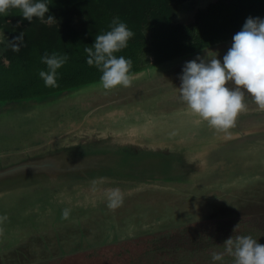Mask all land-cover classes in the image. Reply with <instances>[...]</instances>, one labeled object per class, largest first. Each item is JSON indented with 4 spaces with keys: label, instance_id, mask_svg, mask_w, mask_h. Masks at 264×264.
Returning <instances> with one entry per match:
<instances>
[{
    "label": "rangeland",
    "instance_id": "1",
    "mask_svg": "<svg viewBox=\"0 0 264 264\" xmlns=\"http://www.w3.org/2000/svg\"><path fill=\"white\" fill-rule=\"evenodd\" d=\"M192 12L191 8L186 9L183 12L185 15L178 20L187 19ZM153 66L149 64L145 69ZM180 69L156 82L134 85L137 87L115 96L111 103L122 106L123 103L141 101L148 97H165L167 100L175 97L178 100L179 91L175 90L177 87L173 90V86L165 84L168 77L180 79L182 68ZM180 84L181 82L176 86ZM245 101L247 106L254 104L248 94L245 95ZM145 111L143 109L137 115L140 116ZM255 111L264 115V111H260L256 105L248 114H254ZM91 114L95 115L94 112ZM194 116L192 114V118H198ZM253 122L254 120L250 121V124ZM126 126L127 122L121 120L117 127ZM180 134L187 135L183 130H180ZM257 139H254V145L248 147L236 145L238 141L229 144L232 151L225 155V169L211 176L219 189L222 187L228 189V192L215 196L211 194L214 199H206L205 217L194 219V215L185 217L184 214L177 213L181 205H185L190 211L198 206L197 202H203L197 196V192L203 188L200 186H184L185 189L174 190L167 188L169 191H165L164 186H141L131 188L130 194V190H124V201L118 211L110 209L108 204H104V200L97 201L96 205L92 197L95 191L87 189L82 194L84 196L80 197V209L83 206L86 209H81L77 223L67 229L59 230L55 226L40 231L37 223L31 224L32 227L23 223L21 232L14 230L10 234L12 238L6 241V231L0 230V264H182V260L186 259L195 264H211V250L207 246L212 243L220 244V240L231 236L235 238L250 235L264 244V179L257 177V171L262 170L261 164L264 163V139ZM36 151L32 149L28 152L34 154ZM239 158L243 160H237ZM235 160L240 161V167L233 170ZM260 175H264V172ZM102 190L104 188L100 191ZM194 197L195 201H189ZM3 199L6 197L0 198ZM174 204L176 208L173 207ZM1 209L7 213V217L12 218V213L5 208ZM7 217L4 212L0 213V220ZM18 217L21 219L22 214H18ZM171 217L172 221L166 224V220ZM190 219L192 220L189 221ZM50 224L51 222L46 223Z\"/></svg>",
    "mask_w": 264,
    "mask_h": 264
},
{
    "label": "trees",
    "instance_id": "2",
    "mask_svg": "<svg viewBox=\"0 0 264 264\" xmlns=\"http://www.w3.org/2000/svg\"><path fill=\"white\" fill-rule=\"evenodd\" d=\"M46 2L49 4L47 15H52L56 19L53 24L42 23L37 18H33L30 23L22 18V13L18 9L10 10L8 15H0V29L7 34L0 43V102L47 96L100 81L101 72L95 66L86 63L87 53L84 49L94 44L96 35L110 30L109 26L115 17L125 22L134 33L127 48L115 54L117 57L124 56L132 60L131 73L145 69L149 64L168 62L228 41L242 29L248 17L264 19V0H46ZM189 8L193 10L190 16L185 20H178ZM21 32L23 43L19 51H13L12 40ZM53 52L69 57L57 70L59 86L56 88L46 87L39 77V71L47 70L41 57L45 53L51 55ZM225 54L226 52L220 54L221 58ZM97 96L106 98L112 95ZM107 181L114 182L109 179ZM109 184L111 183H105V192L112 189L108 188ZM115 188L121 189V186ZM197 203L198 206L190 211L185 205H181L180 208L177 207L179 209L177 213L184 214L185 217L194 215V219L205 217V203ZM173 207L176 208L175 204ZM172 219L171 217L166 220V224ZM224 241L220 240V244L212 243L207 246L211 250L209 254L211 264H221L212 260V253L223 252ZM16 250L19 252V248ZM182 261V264H195L188 259ZM223 264H232V258L225 255Z\"/></svg>",
    "mask_w": 264,
    "mask_h": 264
},
{
    "label": "flooded vegetation",
    "instance_id": "3",
    "mask_svg": "<svg viewBox=\"0 0 264 264\" xmlns=\"http://www.w3.org/2000/svg\"><path fill=\"white\" fill-rule=\"evenodd\" d=\"M221 57L222 55H217V58L222 61L223 58ZM210 59L211 58H208L207 60ZM166 76L167 74L162 75L154 81L156 82L161 77ZM166 80L168 82L165 85L168 84L173 86V90L175 89L174 87H177L175 90L179 91V86H176V84L181 82L180 79L177 80L168 77ZM135 87L137 86L121 89L120 91L111 93V95L112 97L114 94H116V96L119 94L121 95L131 91ZM177 98L178 100H176L175 97L167 100L165 97L162 99L148 97L141 101L133 100L135 102L123 103L122 105L129 107H126L128 110L127 115L121 117L122 120L127 122V126L121 128L117 127V122L110 125L107 120H103L106 116L104 112H97L95 115L93 114L89 117L86 129L81 132L76 131L75 133L73 132L70 134L69 137L71 138L68 141L69 144L67 145L68 148L66 154L75 153L79 149L84 150L90 149L91 147L94 149L96 148L97 153L95 154L106 156L107 160H103L98 165H94L93 172H91L92 174L112 172L111 170L116 168V162L111 161L110 157L115 158V155L122 160L129 161V163L132 162L133 166L150 168V170H154L152 168L155 167L152 165L155 164L161 166L164 163H172L173 165L178 166L179 169L185 173L184 175L188 174V169L192 167L201 168L200 165L206 163L210 159L209 162L211 163L207 164L209 170L205 169V172L199 174L204 177L201 179L202 181L198 180L195 184L188 186L203 187L197 192V196L203 201L201 204L206 203V199H214L211 198V194L215 196L227 193L228 189H222V187L219 189L217 183H213L211 176L218 171V167H226V161L224 159L225 155L232 151L230 150L231 145L227 146L225 149L223 148L220 152H217L216 149H212L213 143L219 144L225 136L222 133H217L214 129L209 128L207 124L200 121L199 118H192V113L187 109V106L179 100V95ZM90 99L91 97L87 98V100ZM93 99L94 97L91 100ZM148 100H152L151 104L147 105L145 107L146 109L143 108L146 110L145 113L138 116L137 113L142 112L143 109L139 110L136 107H141V105L146 104ZM113 105L111 108H114ZM73 106L72 114H61L60 112L63 109V106L48 108L44 111V114L39 121H32L33 126L27 127L25 126L26 122H24V119L26 115L31 112L32 114L29 117L35 116V109H27V111H24L20 107H13L8 115L0 118V165L15 163L26 159L28 156L27 152L32 149L37 150V156L44 153L46 151V147L43 144L44 140L41 139L39 141V139L36 138L37 136L41 137V135L59 132L61 128H57L56 126L64 119V117L66 118L67 125L80 122L79 119L77 120L76 114L78 113L77 115H80L82 112L86 111V108L90 109V105L85 106V103L81 101L73 102ZM250 107L253 109L255 105L248 106L247 111L241 114L243 117L240 119L244 118V116H246L245 114H248L249 111H251ZM150 108L153 109L150 110ZM253 117L254 116H252V118ZM36 123L37 125H35ZM246 123L243 124V122H241V127L232 129V135L230 138L233 139L236 137L237 133H241L240 130L246 127ZM257 126L254 124L253 127ZM48 127L49 129H43ZM180 130L186 132L187 135L182 136ZM9 131H12L15 134L11 135ZM259 137L260 136H258V138ZM225 139L229 138L225 137ZM254 139V136L245 135L244 138L238 140V143L235 144H242V147H248L254 145L259 140L257 139L256 142H254ZM16 140H18V143L13 144ZM203 143L211 145V153L209 157L197 156L202 149L206 150L205 148H209L208 145L203 147ZM194 146H196L195 150ZM191 150H194V152H188ZM34 154L32 153L31 155ZM237 160L243 159L239 158ZM237 160L233 162V170L240 167V161ZM91 173H87L85 178L69 179L62 183L59 181V184L49 183L46 187L39 185H36L33 188L30 186L27 188L20 187L18 189L19 192L13 197L12 201L1 203V201L5 199L0 200V213L4 212L7 217V213L1 208H5L12 213V218L7 217L5 220L3 219V221L0 220V230L6 231L4 234L5 241L12 238L10 235L12 230L20 231L23 223H27V225L37 223V226H40V231L47 230V228L50 227L54 228L55 226L59 228V230H64L69 228L70 225L76 224L78 215L82 212L81 209H86L84 206L80 209V197L84 196L82 194H84L87 189L95 191L92 197L94 198L96 205L97 201L100 200H104V204H108V201L106 200L105 183H111L107 185L108 188H115L120 185L115 182L107 181L106 179H95ZM156 173H158V171H156ZM260 173L262 172L260 171L259 174H257V177L264 179V175H260ZM60 184H64L63 186L66 187V190H62V188L58 189L63 187ZM101 188H104V190L100 191ZM128 188L129 187H123L122 191ZM164 190L169 191L167 188ZM7 194H9V192ZM3 197L4 196L1 198ZM195 199L196 198L194 197L189 200L195 201ZM65 209L70 211L68 219H64L62 215ZM117 209H121V206L114 209V211H118ZM20 213L22 214L21 219L18 217V214ZM47 222H51V224L46 225ZM43 226L45 228H42Z\"/></svg>",
    "mask_w": 264,
    "mask_h": 264
},
{
    "label": "clouds",
    "instance_id": "4",
    "mask_svg": "<svg viewBox=\"0 0 264 264\" xmlns=\"http://www.w3.org/2000/svg\"><path fill=\"white\" fill-rule=\"evenodd\" d=\"M48 5L46 0H0V15H8L10 10L18 9L22 18L30 23L37 18L42 23L53 24L56 19L47 15ZM109 27L110 30L96 35L91 47L84 49L86 63L101 72L100 85L105 91L128 88L133 83L132 60L115 54L127 48L134 33L119 17L113 18ZM12 42V50L19 51L23 32ZM68 59L66 54L55 52L41 57L47 70L39 71V77L46 87L59 86L57 70ZM180 80L179 97L187 109L209 128L230 138L238 117L248 109L246 94L251 96L260 111H264V19L248 17L242 29L232 37L231 47L222 61L216 56L210 60L197 57L186 62ZM124 195L120 188L108 189V207L116 209L122 206ZM69 214L70 211L65 209L63 218L68 219ZM223 245V252L212 253L213 261L223 264L227 255L232 258V264H264V244L250 235L231 236Z\"/></svg>",
    "mask_w": 264,
    "mask_h": 264
},
{
    "label": "water",
    "instance_id": "5",
    "mask_svg": "<svg viewBox=\"0 0 264 264\" xmlns=\"http://www.w3.org/2000/svg\"><path fill=\"white\" fill-rule=\"evenodd\" d=\"M7 36L3 29H0V42H3L4 38ZM232 39L217 43L213 46L207 47L205 49L198 50L195 53L188 54L182 57H178L172 59L168 62H164L161 64L154 65L151 68L142 69L138 72L131 73L133 75V83L134 85H139L142 83H146L149 81H154L158 79L160 76L169 74L175 70L183 68L185 63L197 57L202 59H207L213 56L220 55L224 52H227L231 47ZM199 62V61H198ZM131 86V87H132ZM129 88V87H128ZM121 89H126L123 87H118L117 89L111 91H105L101 85L100 81L91 83L89 85L76 87L72 89L63 90L57 93L50 94L48 96L29 98L20 101H7L0 102V118L6 116L10 113L13 107H20L22 110L27 111V109H35V116L29 117L30 114H27L24 119L25 126H33V122L35 120L39 121L44 114V111L48 108H54L56 106H63L61 110L62 114H72V109L74 106L70 108V104L73 102H79L85 99V106L90 105V109L86 108L84 113L80 115L76 114L77 120L80 122H75L67 125L66 118L57 124V128H61L57 133H49L45 135H41V137L37 136L36 138L43 139V144L46 147V151L41 155L37 156V153L31 155L29 152L26 159L20 160L15 163H9L6 165H0V198L2 196L6 197V201H12L13 197L19 192L18 189L20 187L27 188L28 186L34 187L36 185L46 187L47 184H59V181L62 183L65 180L69 179H77V178H85L87 173L93 172V166L98 165L101 161L107 160L106 156H102L97 153V149H79L75 153L66 154L67 145L69 144V140L71 137L70 134L76 131H83L86 129V124L89 121V117L93 114L97 113L96 110L103 112L106 114L103 120H107L110 125L114 123L118 124L122 120L121 117L127 115V109L125 105H113L114 102L111 103L113 97L107 96L106 98L98 97L100 94H111L116 91H120ZM99 92L100 94H97ZM94 97L93 100H87V98ZM152 100H148L146 104L141 105V107H136L139 110H142L147 105L151 104ZM114 108H111V106ZM110 106V107H108ZM146 109V108H145ZM251 110V109H250ZM246 115V114H245ZM252 116H254L252 118ZM243 115L238 117L237 126L239 128L242 126L241 122L244 120L243 124L246 122H250L251 119L254 120L253 124L246 123V127L240 130L241 133H237L236 137L231 139H225V137L221 140L219 144L213 143L212 149H216L217 152H220L223 148L225 149L229 144H234L236 141L242 139L247 136H254L255 139L260 136L264 139V115L263 113H258L255 111L254 114H248L245 118L240 119ZM33 121V122H32ZM258 123V126H257ZM254 124L257 127H253ZM37 125V123L35 124ZM21 126V125H19ZM252 127V128H251ZM121 128V127H120ZM44 130L49 129L43 128ZM243 132V133H242ZM9 133L14 135L12 131ZM1 137V136H0ZM19 140V139H18ZM18 140L14 141L13 144L18 143ZM208 145L209 148H205L206 150H201L200 153L197 154L198 157H209L211 153V145L207 143H203V147ZM73 148V147H72ZM196 146H194L195 150ZM188 151V152H194ZM40 154V153H38ZM44 154V155H43ZM115 158H111V161H115V167L111 171L101 174H92L95 179H109L114 181L115 183L121 186V190L123 187H129L127 190L129 194L131 193V188L141 187V186H164L165 188L174 189H185L184 186H188L191 184H195L198 180L204 178L199 174L209 170L207 164L211 163L209 160L206 163H202L200 165L201 168H190L187 170V175L182 172L178 166L173 165L172 163H164L159 166L158 164L152 165L155 168L154 170H150V168H143L140 166H133L132 162L125 161L119 158L117 155ZM211 157V156H210ZM261 172H264V165L261 166ZM216 169V167H215ZM225 168L218 167L217 172H221ZM158 171V173H156ZM175 172V173H174ZM216 172V173H217ZM205 174V173H204ZM115 177V178H114ZM64 185V184H60ZM60 187V186H59ZM64 187V186H63ZM60 187L58 189L66 190V187ZM9 192V194H7ZM2 202V201H1ZM14 231L12 230L11 233ZM16 232V231H15Z\"/></svg>",
    "mask_w": 264,
    "mask_h": 264
}]
</instances>
